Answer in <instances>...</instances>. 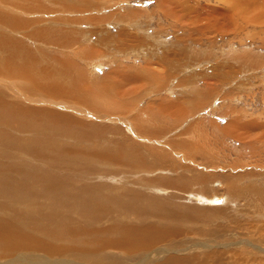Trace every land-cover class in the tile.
<instances>
[{"label":"rangeland","instance_id":"374dc122","mask_svg":"<svg viewBox=\"0 0 264 264\" xmlns=\"http://www.w3.org/2000/svg\"><path fill=\"white\" fill-rule=\"evenodd\" d=\"M0 108V264H264V0H0Z\"/></svg>","mask_w":264,"mask_h":264},{"label":"bare ground","instance_id":"6f19581e","mask_svg":"<svg viewBox=\"0 0 264 264\" xmlns=\"http://www.w3.org/2000/svg\"><path fill=\"white\" fill-rule=\"evenodd\" d=\"M101 66V65H100ZM1 109V108H0ZM5 110V109H4ZM59 117V116H58ZM63 118V117H62ZM49 119V118H48ZM55 120L56 121H54V123L57 125L58 124V119L57 118H55ZM60 122V121H59ZM181 147V146H180ZM35 157V156H34ZM38 158H39V156H38ZM25 178H27V177H24V178H22V179H25ZM33 181H35V180H33ZM38 182V181H37ZM40 183H42V182H40ZM47 183V182H46ZM42 185V184H41ZM49 185V184H48ZM33 186V185H32ZM50 186V185H49ZM50 188V187H49ZM44 189V188H43ZM47 189V188H46ZM21 190V189H20ZM36 191V190H35ZM54 191V190H53ZM59 192H61L60 190H58ZM47 192V191H46ZM45 192V193H46ZM49 192H51V191H49ZM54 192H56V191H54ZM29 193V192H28ZM48 193V192H47ZM57 193V192H56ZM30 194L33 196V191H32V193H31V191H30ZM37 194V193H36ZM36 194H35V196H36ZM38 195V194H37ZM45 195V194H44ZM47 195V194H46ZM41 197H43V196H41ZM41 197H40V199H41ZM45 197V196H44ZM50 197V196H49ZM55 197H57V196H55ZM198 197H200V196H198ZM27 198V197H26ZM47 198V197H46ZM28 199H30V197L28 198ZM198 199V198H197ZM200 199V198H199ZM219 199V198H218ZM35 200V199H34ZM34 200H33V203H34ZM45 200V199H44ZM58 200V199H57ZM201 200V199H200ZM223 200V199H222ZM192 201V200H191ZM214 201V200H213ZM218 201V200H217ZM32 202V201H31ZM52 202V201H51ZM37 203V202H36ZM39 203V202H38ZM37 203V207H38V204ZM47 203V202H46ZM218 203H220L219 201H218ZM50 204V203H49ZM52 204H53V202H52ZM51 204V205H52ZM45 205V204H44ZM63 205H65V203L63 204ZM50 206V205H49ZM58 206V205H57ZM17 207V206H16ZM36 207V206H35ZM154 208V207H153ZM39 210V209H38ZM85 210V209H84ZM105 211V210H104ZM109 211V210H108ZM95 213V212H94ZM104 213V212H103ZM51 218V217H50ZM52 218H54V217H52ZM143 218V217H142ZM44 224V223H43ZM140 226V228H138V230L136 229V230H134L135 232L137 231L138 232V238H136V236H134L133 234V229L135 228V227H137V225L135 226V227H132V228H125V227H123L122 229L123 230H125V232H124V237H120V239L117 241V243H111V246L112 247H122V249L125 251V253L126 254H128V255H134L135 254V252L137 251V253L138 252H140V251H147L151 246H152V239H150V237H148V235L150 234V232L152 231V229H154L155 228V226L154 225H148V224H144V225H139ZM138 226V227H139ZM43 227V226H42ZM156 227H157V225H156ZM44 228V227H43ZM10 231V229L8 230V232ZM130 234V235H129ZM6 235V234H5ZM64 235H66V234H64ZM133 235V236H132ZM1 237V236H0ZM64 237V236H63ZM153 237V236H152ZM7 238H9V236H4V238H3V240H5V239H7ZM132 239V241H140V243H139V246H137L136 244L135 245H131V243H130V240ZM13 240V239H12ZM16 240V239H15ZM14 240V241H15ZM18 240V239H17ZM19 241V240H18ZM103 242H109L110 243V240L109 239H105V240H103V241H100V243L98 244V248L99 249H102V250H104L105 249V244L103 243ZM33 243V242H32ZM12 244H15V243H12ZM11 244V245H12ZM18 244V243H17ZM17 244H15V245H17ZM21 244V243H20ZM20 244H19V246H20ZM44 244V243H43ZM10 244H6L5 246H11ZM33 245H34V243H33ZM35 246V245H34ZM47 246V245H46ZM136 247H139V248H136ZM141 248V249H140ZM134 253V254H133ZM159 254V253H158ZM11 255H12V253H11ZM177 261V260H176ZM188 262V261H187ZM180 262H175V263H173V264H179ZM188 264V263H187Z\"/></svg>","mask_w":264,"mask_h":264}]
</instances>
